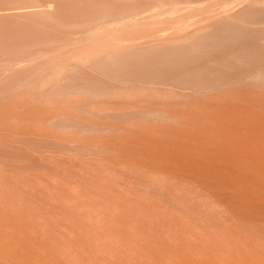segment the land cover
<instances>
[{"label":"bare ground","instance_id":"obj_1","mask_svg":"<svg viewBox=\"0 0 264 264\" xmlns=\"http://www.w3.org/2000/svg\"><path fill=\"white\" fill-rule=\"evenodd\" d=\"M0 264H264V0H0Z\"/></svg>","mask_w":264,"mask_h":264}]
</instances>
